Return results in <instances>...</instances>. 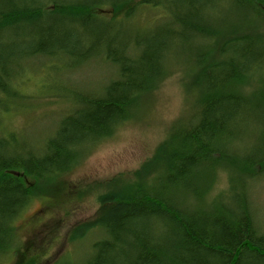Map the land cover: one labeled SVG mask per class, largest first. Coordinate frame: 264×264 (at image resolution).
I'll return each instance as SVG.
<instances>
[{"label":"trees","instance_id":"obj_1","mask_svg":"<svg viewBox=\"0 0 264 264\" xmlns=\"http://www.w3.org/2000/svg\"><path fill=\"white\" fill-rule=\"evenodd\" d=\"M221 4L236 14L230 22L218 19ZM142 8L160 11L152 29L140 25ZM263 25L264 0H0V93L29 98L13 86L38 56L64 55L81 65L104 53L118 72L98 94L80 91L77 106L43 144L1 135L0 255L17 244L15 222L38 187L58 182L97 141L133 118L182 57L187 91L195 96L192 115L174 124L135 181L115 180L99 196L96 217L72 229L68 243L83 255L53 264H264L253 202L228 167L214 169L213 157L232 144L245 153L233 155L232 164L260 162L263 173L254 179L263 177ZM10 100L19 106L26 99H0L4 111H13ZM253 121L257 152L236 142ZM221 170L229 175L230 196H215L203 211L183 209L189 195L205 201L212 195Z\"/></svg>","mask_w":264,"mask_h":264},{"label":"rangeland","instance_id":"obj_2","mask_svg":"<svg viewBox=\"0 0 264 264\" xmlns=\"http://www.w3.org/2000/svg\"><path fill=\"white\" fill-rule=\"evenodd\" d=\"M223 8L225 5L221 4L220 13L224 12ZM159 14L160 11L148 12L145 16L141 14L140 25L146 23V16L155 19ZM225 17L226 13H222L218 19ZM234 23L240 22L235 19ZM179 59L181 61L172 65L170 75L162 84L142 100L133 118L119 125L111 136L97 141L58 182L38 187L36 196L15 222L17 244L8 254L0 255V264H29L32 260L35 264H53L62 257L75 259L83 255L68 243L72 229L96 217L99 196L108 191L115 180L135 181L136 173L154 155L174 124L193 113L195 96L187 91L190 77L186 63L182 62V57ZM44 64L27 70L23 82L13 86L18 95L29 98L0 93V99H26L19 106H13L10 100L12 112L4 111L0 106V121L8 130L2 137L7 142L12 138L15 143L24 140L30 146L43 144L56 133L60 121L75 104L72 96L70 99L59 98L58 84L50 86L54 84L52 78L58 79L59 74L53 72L50 62ZM112 72L105 64L90 65L66 77L76 89L98 92L114 77ZM253 124L252 131L239 133L241 141L236 139L238 148L253 144L256 121ZM3 126L0 130L6 132ZM230 146L232 155L245 154L237 152L234 145ZM233 158L230 163L234 162ZM228 171L235 176L233 169ZM229 187V175L221 170L212 194L224 192ZM254 189L257 221L264 229V182Z\"/></svg>","mask_w":264,"mask_h":264},{"label":"bare ground","instance_id":"obj_3","mask_svg":"<svg viewBox=\"0 0 264 264\" xmlns=\"http://www.w3.org/2000/svg\"><path fill=\"white\" fill-rule=\"evenodd\" d=\"M148 12L150 13L151 11H148L145 8H142V10L140 11V13H142V15H144V16ZM222 13H225V12H222ZM222 13H219V15L222 14ZM235 17H236V14L233 13V12L231 14L226 13V17H225V19H223V22H227V21L230 22ZM157 21H158L157 16H155V19L153 17H147L146 16V23L143 24V25H144L145 28H151L152 29L155 25L158 24V23H156ZM143 25H141V27ZM202 25H203V23H202ZM217 25L219 26L220 24L217 23ZM126 57H129V53H127ZM64 58H65L64 55H61V56L60 55H56V56H54L52 58L50 57V58H47V59H45V56H41V57L38 56V57H33L32 58L33 59V62H32L33 64L37 61V63L35 65L32 64L33 66L40 65L41 62L43 64L46 63V62H48V63L50 62V64H52L55 67L54 68L55 72L57 74H59V78L56 79V77H53L52 79L54 81V84L53 85L51 84L50 86L51 87L52 86L55 87V85L58 84L57 89L60 92L59 98H61V99H70L71 96H72V99H79L81 94L82 95L84 94V93L80 92V91L83 90L82 88L81 89H76L75 88L76 86L74 84H72L68 80V78L66 77V76L70 75L72 72L79 71V70L83 69L84 67H88L90 65H92V66H94V65H96V66L102 65L103 66L105 64V65L110 67L111 71H113L112 73L114 74V77L111 78L109 80V82H111L113 80H116L118 78V72H117L116 68L113 67L112 65H110L109 63H107L108 61L105 59L104 53L95 55L90 60H88V62H86L84 64H81V65H74L71 61H69V60L67 61ZM38 60H40V61H38ZM176 64H177V62H176ZM63 76L66 77V78H64ZM23 78H24V76H20V78L18 80V82L20 84L23 82ZM254 78H257V76H255ZM48 85H49V83H48ZM47 88H49V87L47 86ZM102 88H103V86L96 93L98 94ZM75 89L77 90V93H76ZM96 98L97 97H95V99ZM12 101H13V105L17 106V103L14 100H12ZM74 103L75 104L71 105V109L73 107L75 108L77 106L76 101ZM79 104H80V102H79ZM80 107H84V104H81ZM71 109L69 110V112L72 111ZM67 114H65L64 116H66ZM5 131L6 132H1L0 138H1V135H4V134L8 133V130L5 129ZM252 136H254L253 144L257 143L258 142V137H256L255 135H252ZM8 139H10V138H8ZM46 140L47 139H45L44 142ZM230 147L231 146H229L228 143H226V145H225V147H224L222 152H218V153H215L213 155V157L215 159L214 160V163H215L214 164V169H217L219 166L228 167L230 169V172H231V169H233V173L235 174L234 178H235L236 184L238 186L244 187V190H245L244 192H246L245 194L248 195V197H246V198H248L249 202H253V198L255 197V193H256L254 187L255 186L257 187V185H259V184L264 182V174L262 175L263 177H261L260 179H258V180L254 179V177L258 173H263V172H260L261 170H260V167L258 166V165H260V162L259 163H255V164L252 162V165L250 167H249V165L242 166V165H239V164L237 165L235 163L232 164L233 162L230 163V160L232 159L233 155H232V153L228 152V149H230ZM259 148H260V145H255V146H253L252 151L253 152H257V150ZM18 152L26 154L27 151H23L22 152L20 149H18L17 153ZM208 186L209 185L206 184L205 186H202L201 189H207ZM242 187L236 188L235 193H239L240 194L241 191H243ZM229 194H230L229 190H226L224 192L217 193V194H214V195L212 194L211 196H209V198L206 201H205V199H203V200H201V199L194 200V199L191 198V195H189L187 197L186 201H184L183 207L182 206L181 207L183 209H187L189 211H196V212L203 211L204 209L208 208L207 204L210 205L212 203V201L214 200L215 196L226 198V197L230 196ZM249 207H250L252 213H254V217H255V220H256V224H257V226L259 228V231L264 234V229L259 225V223L257 221L258 220V218H257L258 212L256 210L255 204L254 203L250 204Z\"/></svg>","mask_w":264,"mask_h":264}]
</instances>
